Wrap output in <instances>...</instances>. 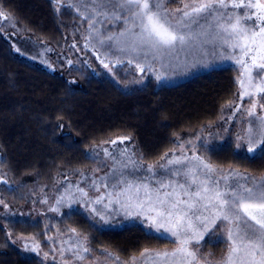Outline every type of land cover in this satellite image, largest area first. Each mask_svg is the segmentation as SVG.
<instances>
[{
	"label": "trees",
	"instance_id": "obj_1",
	"mask_svg": "<svg viewBox=\"0 0 264 264\" xmlns=\"http://www.w3.org/2000/svg\"><path fill=\"white\" fill-rule=\"evenodd\" d=\"M0 11L6 18H0V264H45L13 241L34 238L45 246L54 232L81 241L89 249L83 255L105 251L129 259L177 245L122 214L106 223L95 211L92 220L87 204L51 203L54 194L81 180L86 190L110 186L111 166L100 162L93 171L98 161L92 152L99 147L122 146L139 170L189 141L213 168L264 176V159L246 158V147L240 152L229 138L204 139L224 124L226 135L235 131L226 114L239 97L236 68L208 69L173 84L149 76L126 90L127 77L114 79L98 64L112 59L111 52L121 54L106 37L122 23L95 16L90 26V0H0ZM121 137L129 139L121 143ZM211 240L202 242L203 250L221 260L226 237Z\"/></svg>",
	"mask_w": 264,
	"mask_h": 264
},
{
	"label": "snow or ice",
	"instance_id": "obj_2",
	"mask_svg": "<svg viewBox=\"0 0 264 264\" xmlns=\"http://www.w3.org/2000/svg\"><path fill=\"white\" fill-rule=\"evenodd\" d=\"M166 3L167 0H90V26L96 22L95 16L131 24L119 37L107 36L106 40L119 42L127 38L120 51L143 53L146 58L176 57L193 49L207 52L205 45H211L224 59L233 60L242 68L239 98L249 99L248 116L258 121L249 120L245 136L238 139L248 145L246 158L264 159V116L256 112L257 107L264 111V0H183L175 13L167 10ZM4 16L0 11V17ZM125 139L129 137H121L120 142ZM195 159L198 163L192 168L172 170L176 176L183 175L185 182L158 180L159 187H154L149 182L120 178L113 188L122 187L108 193V204H119L125 209V217L147 221L158 237L166 238L167 234L178 245L172 252L145 249L140 253L143 264H211L210 259H200L188 245L193 240L199 244L206 236L210 241L221 228L225 230L227 252L217 264H264V176L250 183L249 177L236 172L217 178L208 163ZM183 163L179 157L167 161L168 166ZM194 168L200 170L199 174ZM146 171L155 175L152 165ZM221 180L225 182L223 187ZM103 199L101 196L94 203ZM99 215L108 222L102 213ZM83 250L89 251L87 247ZM132 264H136L135 259Z\"/></svg>",
	"mask_w": 264,
	"mask_h": 264
},
{
	"label": "rangeland",
	"instance_id": "obj_3",
	"mask_svg": "<svg viewBox=\"0 0 264 264\" xmlns=\"http://www.w3.org/2000/svg\"><path fill=\"white\" fill-rule=\"evenodd\" d=\"M182 5H183V0H167L166 3L167 10L170 13H175L176 9L182 7ZM0 18L1 20L6 19L5 17L4 18L0 17ZM105 20L106 19L103 18V21ZM120 21L122 23L121 26L119 27L113 26L114 30L115 29H119V30H115L114 32L110 33L109 36L119 37V33L121 31H124L126 27H131V24L125 25L123 20ZM136 30L138 31V29ZM126 39L127 38L122 37L119 39V42L108 41L114 48L117 49L116 51H119L121 54H116L114 52H111L113 60L109 56L108 57L110 58V60H106V59L98 60L100 69L110 74L114 79H117L116 77L117 75H122L123 78L124 76L127 77L128 80L125 83L126 90L130 89L133 84L135 85L143 84L147 78L150 77L152 78V76H154L153 79H155L158 82H166L167 84H173L179 82L180 80L185 79L191 74L203 72L212 68H220L227 66L236 68L238 70L237 72L239 74V79L241 78L242 68L239 65H237L233 60L224 59L221 56L219 50L214 51L211 45H205L207 52H204L199 49H193V50H186L185 52H181L176 57L153 59L151 56H148L146 58L143 53L137 54L129 50L120 51L121 47H125L124 41ZM224 51L227 52L228 49H225ZM129 60L132 61L131 64H129ZM85 61L86 59L84 58V62ZM86 63L92 67V64L89 62V59L88 62ZM105 64H107L108 67H105L104 66ZM144 66H149V67L148 69H146ZM141 68H143V71H141ZM157 77H159V79ZM249 106H250V102L248 98H244V100H241L238 97L237 106L234 107L232 112H227L226 114L227 121L230 120L231 122L235 123L236 128L235 131L233 132V135H226L229 128L225 127L226 124H224V126H222V128L218 130V133L212 130L210 133L204 135L205 141H207L208 143L210 142L222 143L223 140L229 138L234 142L238 151H240L241 147L247 148L248 145L246 141L244 139H238V137L245 136V130L249 126L248 124L249 120L253 121L254 123H258L255 116L253 117L248 116L246 109ZM237 107H239V110H237ZM256 112H257V116H264V111H262L259 107H257ZM221 134H225V135H221ZM121 147L122 146L119 145H111V147L109 148L108 146L106 147L103 146L93 150L92 152L94 153L98 161V164L94 166L96 168H94L93 171H98L96 169L100 170V168L98 167L100 162L105 164L107 168L108 167L110 168L111 166L112 175L109 178V180L112 183H110V186L106 187L104 184L100 186L94 185L90 190H86V188L83 186V181L81 180L80 184L69 185L67 186L66 189H62L61 191L54 194L51 198V203L54 206L60 203H64L68 206V208L74 207L73 204L75 205L87 204L90 206V209L87 208L86 210L85 208V211L90 215L92 220H95V218L91 216V215H95L96 214L95 212L98 213V215L96 216H100L99 213H102L106 217V219L109 220L117 219V217H119V214H122L124 219L129 221V223L140 225L145 229H147L148 231L155 233L153 229L147 226V221H142L141 218L139 217H135V218L125 217V215L123 214L125 209H123L119 204L112 203L109 205L108 193L109 192L115 193L119 189V187H122L118 185L117 188H113V184L117 183V181L120 178H123L126 181L136 180L137 182H149L154 187H159L157 183L158 180H163L165 183H167L169 179L179 182H185L186 178L183 175L176 176L172 174V170L176 168H181V169L192 168L194 165L198 163V161L195 159V157H197L196 153H198L196 151V145L195 143L189 141H185V142L183 141L182 143L180 142L178 148H176L175 151L172 152V154L164 158L162 161L145 165L143 169H139V170L135 168L137 163L134 162L133 156L132 155L130 156L125 152H123ZM106 151L109 155H106ZM101 157H102V161H101ZM177 157L183 159L184 163L181 165H175V164L171 166L167 165L168 159H174ZM125 165H127V167H125ZM149 165L154 166V173H155L154 176L152 173L146 171ZM159 165H165L166 167H160ZM112 167H113V171H112ZM211 167L213 168V166ZM213 169L215 170L217 178H219L221 174L227 172V171L224 172L219 168L218 169L213 168ZM193 170L197 174H199L200 172L199 169L194 168ZM94 174H97L95 176H98L99 173H94ZM124 176H126V178H124ZM242 176H246V175H242ZM260 178L249 177L248 182L250 183L251 180L258 181ZM220 183H221V187H223L225 182L221 180ZM232 183H234V181H232ZM162 190L170 191L171 189H162ZM84 193H87V195H84ZM101 196H103L104 199L99 204L94 203V201H96ZM45 204L46 203L44 202L40 203V205L43 206H45ZM33 205L34 206H32L31 212L33 214H36V212H38L37 211L38 204H33ZM105 205H108V207H105ZM34 210L36 212H34ZM165 236H167V234H165ZM222 236L226 237L225 230L223 228H221L218 232L212 235L210 239H212L211 241H213L216 238H224ZM71 239L72 237L68 234L54 232L53 234L46 237L45 246H42L39 240H34V238H25V239L18 238L15 241H13V243L15 244L18 250L25 252V254L28 253L35 255L37 258L41 259V261L44 262L45 264H132L133 259H135L136 264H143L140 254L129 259L122 258L113 252H105V251L92 253V254L88 253L83 255L85 252L83 248L86 246H84L81 241L76 242ZM205 240H209V237L206 236ZM202 242L203 241H201L200 244H197L196 241L193 240L189 243L188 247L190 250H195L200 259L202 260L210 259L211 264H217V262L220 260H216L209 251L203 250L204 243ZM177 247L178 245H176L171 251H167V252H172ZM34 248L36 249L35 251L32 250ZM194 264H196V262H194Z\"/></svg>",
	"mask_w": 264,
	"mask_h": 264
}]
</instances>
